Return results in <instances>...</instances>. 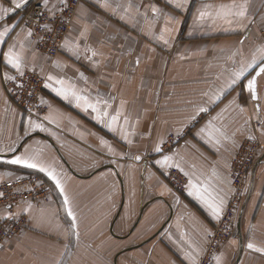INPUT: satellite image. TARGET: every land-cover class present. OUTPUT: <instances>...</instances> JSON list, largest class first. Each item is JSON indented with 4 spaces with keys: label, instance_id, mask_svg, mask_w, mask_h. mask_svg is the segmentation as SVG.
<instances>
[{
    "label": "crops",
    "instance_id": "obj_1",
    "mask_svg": "<svg viewBox=\"0 0 264 264\" xmlns=\"http://www.w3.org/2000/svg\"><path fill=\"white\" fill-rule=\"evenodd\" d=\"M33 2L54 12L65 0H27L19 9ZM241 3L244 18L228 23L218 15ZM0 17V32L15 26L0 42V183L37 174L52 191L48 201L17 209L28 225L0 247V264H199L232 195V159L249 138L261 148L243 193L254 176L241 238L239 207L233 234L211 264H264V74L255 102L244 87L255 71L227 87L242 63L259 59L264 0H83L53 59L36 51L13 0H0ZM10 48L19 71L4 59ZM25 72L48 85L42 119L25 116L6 93V82ZM49 76L101 101V110L107 101L110 115L119 110L118 121L110 128L71 96L57 95ZM28 153L65 183L78 238L67 234L70 218L52 182L9 163ZM165 155L171 167L156 164ZM172 169L186 178L184 193L168 184ZM189 180L210 202H223L219 216L189 195Z\"/></svg>",
    "mask_w": 264,
    "mask_h": 264
},
{
    "label": "built area",
    "instance_id": "obj_2",
    "mask_svg": "<svg viewBox=\"0 0 264 264\" xmlns=\"http://www.w3.org/2000/svg\"><path fill=\"white\" fill-rule=\"evenodd\" d=\"M83 0H65L56 11H47L42 4L33 2L27 9H17L21 23L31 33L30 38L38 53L49 59L55 58L69 32L78 7ZM264 43V30L261 32ZM45 79L33 72L16 74L5 84L12 103L27 117L42 119L47 107L42 103ZM170 137L164 147L173 142ZM260 144L255 138L246 139L235 153L231 163L232 195L219 221L208 236L199 264H211L220 247L232 236L235 215L243 199V190ZM167 182L176 193H184L187 180L176 169L167 175ZM0 247L18 237L26 229L28 219L17 214V209L26 203L41 204L49 200L51 188L43 177L26 174L0 183Z\"/></svg>",
    "mask_w": 264,
    "mask_h": 264
},
{
    "label": "snow or ice",
    "instance_id": "obj_3",
    "mask_svg": "<svg viewBox=\"0 0 264 264\" xmlns=\"http://www.w3.org/2000/svg\"><path fill=\"white\" fill-rule=\"evenodd\" d=\"M14 3V8L19 9L21 8L24 4L27 3V0H13ZM47 3V0H45V4ZM228 11L221 13H218V15H221L223 19L226 20L228 23H232L228 17L230 16H236L239 18H244L245 13H246V4L241 3L239 5H232V6H227ZM232 8H237V11H232ZM153 13H156L158 10L156 8H153ZM3 12L7 13L9 10L8 9H3ZM205 13L201 12V17H203ZM3 17H0L2 19ZM15 26H12L11 28H5L3 32H0V42H5L4 37L12 30H14ZM31 35V33H29ZM164 43H167V40L164 41ZM241 43H243L241 41ZM257 53L259 54V59L257 60L256 57L254 56L252 61L249 63H242L241 67L234 71L232 73V76L228 82L227 87L231 88L233 85H236L237 82H242L243 79H247V75H251V72L249 71L250 69L255 71V75H251V79H247L246 85H244L245 89L250 93L251 100L253 102L258 100V92H257V78L260 77L262 74H264V46H261L260 48L257 49ZM95 55V53H93ZM4 59L6 63L10 64L12 67L16 68L18 71L20 70V57L17 53L13 52V50L10 48L8 52L4 53ZM22 74V73H21ZM247 74V75H246ZM7 79V77H6ZM49 81H52L54 85H59V87H55V92L57 95L62 96L64 99H68L70 96L76 101V106L77 107H82L84 111H89L91 110L92 112L98 113L100 116V119L102 121H107L108 126L111 128L113 123H116L119 119L120 112L117 110L116 115H110L107 111L106 108L108 106V102L104 101L105 109L101 110L98 108V105L101 103V101L97 100L95 103H93L90 98L85 97L75 91L74 89L66 88L64 87L65 81L64 80H57L54 79L52 76L48 77ZM46 87L48 86L47 84L45 85ZM206 111L205 108H200L199 112H204ZM33 127H40L39 125H34ZM202 132L204 131L203 129L201 130ZM155 151L157 153L161 152V145L157 144L155 146ZM136 160H139L140 157L136 156ZM170 156H163L161 159L156 161V164L158 166L164 167L168 166L171 167L172 165L170 164L171 161ZM10 164L12 165H20L28 169H35L38 170L39 172L43 173L48 180L52 182L54 185L55 189L58 190V193L61 197H63V205H64V210L67 214V216L70 218V225H69V231H68V236H76L77 238L79 237V232L77 231L78 224H77V217L75 215L74 209H73V203L69 195L67 194L66 191V186L65 183L63 182L62 178L58 173H56L55 169H53L51 166L45 165L37 155L35 154H25L21 156H16L14 159L9 161ZM188 188L190 189L189 195L195 196L196 199L201 200L212 212L213 215L219 216L220 215V207L223 202L218 201L216 203L210 202L206 197H204L201 194V191L197 186L192 183L191 180H189ZM204 191H207L205 188ZM2 195V194H0ZM71 243V240L69 241ZM254 245L252 243L248 244V248H253Z\"/></svg>",
    "mask_w": 264,
    "mask_h": 264
},
{
    "label": "water",
    "instance_id": "obj_4",
    "mask_svg": "<svg viewBox=\"0 0 264 264\" xmlns=\"http://www.w3.org/2000/svg\"><path fill=\"white\" fill-rule=\"evenodd\" d=\"M254 174V172H253ZM253 180H254V176H252V179H251V183H250V186L247 190V193H246V196L244 197L243 201L241 202V205H240V212H239V218H238V233H239V237L241 238V220H242V215H243V212H244V209H245V206H246V203L252 193V189H253ZM241 247H240V250H239V254H240V251H241Z\"/></svg>",
    "mask_w": 264,
    "mask_h": 264
},
{
    "label": "rangeland",
    "instance_id": "obj_5",
    "mask_svg": "<svg viewBox=\"0 0 264 264\" xmlns=\"http://www.w3.org/2000/svg\"><path fill=\"white\" fill-rule=\"evenodd\" d=\"M255 161H256V160H255ZM255 161H254V163H255ZM254 163H253V164H254ZM252 166H253V165H252ZM245 187H246V183H245V186H244V190H245ZM244 190H243V192H242V193H244Z\"/></svg>",
    "mask_w": 264,
    "mask_h": 264
}]
</instances>
